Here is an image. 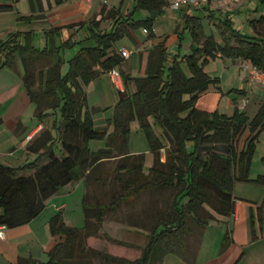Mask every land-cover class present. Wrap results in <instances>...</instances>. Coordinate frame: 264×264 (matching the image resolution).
Listing matches in <instances>:
<instances>
[{"label":"trees","instance_id":"1","mask_svg":"<svg viewBox=\"0 0 264 264\" xmlns=\"http://www.w3.org/2000/svg\"><path fill=\"white\" fill-rule=\"evenodd\" d=\"M17 1L0 0V13L11 11ZM28 4L31 14L18 16L17 24H32L41 17L33 14V0H28ZM167 6L168 0H135L131 12L122 16L115 7L99 3V20L87 26L64 75L61 58L54 63V56L71 47L72 42L69 36L56 44L61 28L53 27L45 33L43 49L32 45L31 31L8 32L0 39V70L15 71L20 62L21 82L36 107L37 120L41 122L50 109L59 107L61 112L59 123L52 125L55 137L45 129L27 144L26 151L36 155L33 161L19 167L0 164V226L10 230L30 223L44 211L51 197L72 182L82 180L87 189V182L105 161L119 160L113 172L117 181L123 180L120 193H113L105 204L89 202V195L84 192L82 228L66 226L61 212L50 218V234L60 236L61 241L48 251L47 262L18 258L8 264H71L84 253L98 258L99 264H162L167 254L185 259L189 254L185 238L195 230L200 237L207 223L214 219L204 206L218 215L230 216L234 212L236 182L264 188V175L254 180L248 178L258 137L264 131V100L250 121L237 107L233 115L226 116L197 105L199 96L209 86L219 84V78L211 79L204 71L216 59L247 61L264 74V38L235 29L227 14L223 18L208 14L222 44L214 34H203L197 18L185 16L191 22L188 28L195 44L189 54L174 55L169 60L165 46L158 44L148 50L143 77L133 78L119 72L123 88L118 90L111 120L105 122L113 130L108 134L106 127L96 126L93 115L97 110L88 109L83 86L126 61L114 44L124 37L131 39V33L138 27H143L148 39L154 38V23ZM141 10L147 16L136 20L134 16ZM102 21L111 22L109 30H99ZM261 22L264 16L250 24L254 27ZM39 63L43 66H38ZM133 120L138 122L153 157L147 172L143 169L144 154L128 152L129 126ZM154 126L159 129L158 134ZM245 131L248 132L243 143H239ZM103 138H106L103 149L95 152L89 149L90 141ZM103 179L94 177L97 182ZM160 189L175 190L176 200L150 231L139 258L129 261L86 247L85 241L98 235L106 213L115 212L121 204H133L146 191ZM229 243V234L225 233L222 249Z\"/></svg>","mask_w":264,"mask_h":264},{"label":"rangeland","instance_id":"2","mask_svg":"<svg viewBox=\"0 0 264 264\" xmlns=\"http://www.w3.org/2000/svg\"><path fill=\"white\" fill-rule=\"evenodd\" d=\"M44 1V7L41 11L45 14V18L47 14H51L47 2ZM66 0H63L65 2ZM98 0H92L90 3V7L92 10V5ZM106 4L115 7L120 15L126 16L131 12L135 0H103ZM174 0H168V6L165 7L163 14L156 20L153 26V31H155V37L148 39L147 34L143 32V27H138L134 34L137 36L140 42H148V45L145 48L153 47L154 45L163 44L166 48V52L169 56V60L174 55L183 56L190 53L191 46L193 44L192 35L189 31L188 26L190 25V21H188L185 16H197L196 14L199 11L193 7H181L178 10H174L170 8V3ZM216 1V0H215ZM218 2L212 3L213 7L219 8L216 11H229L226 12L229 15L230 19L234 23L235 29L241 30L242 33L246 35H257L260 38H264V22L259 23L256 27H254V31L250 27L251 19H259L261 13H264V2L260 3V0H241V2H232L231 0H217ZM63 2L59 0H51L53 7H59ZM241 7V10L238 9ZM40 10L37 9V13ZM30 13V7L28 5V0H19L11 11L0 13V39H4L7 33L17 27V17L18 16H27ZM225 14V15H226ZM98 15L97 13L95 14ZM145 11H138L134 18L136 20H142L145 18ZM224 15V16H225ZM214 16L216 18L220 17L219 12L215 13ZM78 16H73L69 18L68 21H72L71 19H76ZM92 17L90 14L87 16V19ZM143 17V18H141ZM43 19V17H39V20ZM91 19V18H90ZM211 19V18H210ZM38 22V20H36ZM41 21H45L44 19ZM56 22L52 24H37L32 23L29 24V29L32 32L31 43L35 48L43 49L45 47V33L49 31L53 24L62 23L61 20H55ZM214 21V20H213ZM35 22V21H34ZM108 23V24H107ZM110 21L101 22V29H110ZM198 23L201 24V31L204 35L214 34L217 42L222 44V39L220 37L218 29L214 26L207 18L198 19ZM59 25V24H58ZM25 26H20V28ZM81 28H67L62 27L60 32V36H57L55 42L57 45H60L61 42L67 40L69 36H71L72 46L68 48H64L54 56V63L61 58V73L64 75L68 70V60L76 53L79 49L80 44L79 41L83 40L86 31ZM254 32V33H253ZM157 44H153V43ZM129 49H133L135 47V43L130 39L126 38V40L120 41L119 43H115L114 45H123ZM132 60L136 61L138 64V54L133 52ZM38 66H43V63L37 64ZM218 62L210 63V65L206 66V72L210 76L211 79L217 77L218 73ZM22 67V66H21ZM23 72V69H22ZM232 74V75H231ZM23 75V73H22ZM21 75V76H22ZM234 77L237 73H230L227 79V86L232 84ZM15 72L9 68H3L0 70V115L2 120H4V128L2 127L0 134L7 135L6 131L9 128V122L12 120L13 124L21 120L24 124H26L29 128H32L37 123V118L34 115L35 105L31 102L30 98L26 95L25 89L20 86H16L17 80L15 79ZM102 79L104 80L105 85L108 87L107 91H104L102 82L99 77L90 82L87 86H83V90L86 94V101L88 104H93L97 101L100 102L101 108L104 110L105 116L111 115V107L114 108L115 104L118 101L117 98V88L114 87L112 81L108 75V73L103 74ZM95 84L99 87L96 89L97 93H95ZM260 84V83H259ZM96 85V86H97ZM236 85V82H235ZM232 87H237V86ZM262 85V84H261ZM202 93L201 96L206 101V105L210 106L211 109L215 110L216 105H219V113L227 114L229 116L233 115L235 106L233 105V97L235 95L234 92L227 93L222 96V94L216 89ZM264 87V85H263ZM102 89V91H100ZM104 93V95L102 94ZM216 92V93H215ZM233 94V95H232ZM250 98V97H249ZM199 99V98H198ZM249 104L244 110L245 115L248 117L249 121L253 118L256 110L254 107L256 102L254 98L248 99ZM228 104L230 105L229 109ZM46 127L50 132L55 135V129H50L54 123H59L61 120V112L60 108L50 109L47 111V116L44 118ZM104 127L107 124L103 125ZM7 129V130H6ZM112 127L108 128L107 132H112ZM154 131L156 134L159 133V129L154 126ZM248 131H245L242 137L240 138V143L243 141L245 135ZM13 134V133H12ZM94 144V145H93ZM95 148L94 151H98L99 149H103L106 146V138L96 139L90 141L89 146ZM129 151L130 153L135 154H144L145 162L144 169L148 171V169L152 166L153 157L151 153L148 151V145L143 133L139 129V124L136 120L130 122L129 126ZM163 157V154H162ZM20 154L16 156V158L12 159V167H19L20 164L24 163L25 160H21ZM1 161V160H0ZM29 162H31L29 160ZM119 163L118 159H111L102 163V165L96 169L94 175L87 182V189L84 187V192L87 191L89 195V202H99L101 204L108 203L111 200V196L113 193H120L121 191V182L117 181L115 178V174L113 170ZM127 164L130 161L126 162ZM14 165V166H13ZM264 169V131H262L258 137V142L256 144L254 156L251 162L249 173L251 175H256V171L258 169ZM166 171V169H163ZM264 173V171H263ZM102 176L103 180L97 182L94 180V177ZM124 176V178H126ZM122 178V179H124ZM84 183V181H83ZM83 186V185H82ZM236 186L235 197L240 200L249 199L252 201V198L258 199L260 187L252 185L250 183L236 182L234 187ZM233 187V190H234ZM258 188V189H256ZM75 190V189H74ZM175 190L172 189H160L157 191H146L142 193L139 197L135 199L133 204H121L120 207L115 212H108L103 216V222L101 225V229L96 237L89 238L85 241V245L88 248H92L98 252L106 253L115 257L123 258L129 261L135 260L140 257L141 250L147 244L149 233L155 226L157 222H160L163 215L171 210V206L173 202H175ZM72 195H68L66 199L67 203V218L71 224H67L68 227L79 228L83 226V214H82V206L81 204L77 206L76 197ZM72 196V197H71ZM241 197V198H240ZM245 197V198H243ZM248 197V198H247ZM247 198V199H246ZM185 203V201H182ZM53 203V202H52ZM204 209L208 212L212 211L208 206H205ZM54 206L51 204L47 210L43 213L42 216L35 226L42 225L45 219L50 220V218L54 215ZM47 216V217H46ZM188 224H191V221L188 219ZM34 226V225H33ZM38 226L39 232L40 227ZM126 227V229H124ZM137 231H142L139 233ZM137 232V233H136ZM144 237H142V235ZM107 236V237H105ZM32 238L31 232L26 237H22L20 244L18 247H15L12 250V263L16 261V255L23 254L22 256L29 255L28 252V244L27 241ZM198 233L195 230V233L192 236L186 237L187 246L189 250L188 258L194 250L196 249V245L198 242ZM38 240L40 241L41 235H39ZM113 240L120 241L122 243L127 244L128 246H120L113 242ZM26 241V242H25ZM28 257V256H27ZM14 261V262H13ZM44 263L48 261V258L45 256L42 260ZM40 261V262H42ZM71 264H99V259L89 256L87 253H84L80 258L73 260ZM168 264V263H166ZM264 264V263H262Z\"/></svg>","mask_w":264,"mask_h":264},{"label":"crops","instance_id":"3","mask_svg":"<svg viewBox=\"0 0 264 264\" xmlns=\"http://www.w3.org/2000/svg\"><path fill=\"white\" fill-rule=\"evenodd\" d=\"M45 1L47 2L52 13L47 14L45 18V14L41 12L44 7V1L33 0L34 11H35L33 14L42 16L43 19L45 20V21H41L43 19L41 20L37 19L38 22L35 21L33 23L52 24L56 22L55 20L59 19L62 21V23H57V25L53 24L52 27L62 28L71 25L75 28H81L83 26L82 30L85 31H87L86 30L87 26L91 21L99 20V16L98 15L96 16L95 14L96 13L98 14L99 12V3H105L103 0H98L95 3V5H92V10H90L91 9L90 3L92 2V0H66L65 2L61 0V2L63 3L61 4V6L59 5V7L56 8L53 7L51 0H45ZM17 2L13 4V7ZM215 2L218 1L210 0L209 4L206 6H203L201 8L193 7L197 9L199 13L196 14L197 16L191 15L189 17H195L199 20L205 17L208 20H210L212 23H214L213 19L208 18V14L214 15L215 13L219 12L220 14L219 18H223L226 12L229 11V9L227 8V11H222V12L216 11L219 8L213 7L212 3ZM263 2L264 0H260V3ZM38 4L40 5V7ZM37 9L40 10L39 13H37ZM238 9L241 10V7H238ZM30 14H31V10L28 15ZM90 14L92 15V17H90L91 19L90 18L87 19V16H89ZM73 16H78V17L76 19H71L72 21H68V19L72 18ZM146 16L147 14L145 15V17ZM186 16H188V14H186ZM261 16H264V13H261L260 17ZM253 20H258V19H251V21ZM109 24H111V22ZM258 24H256L254 27H256ZM20 26H25V27L20 28ZM26 26H29V24L28 25L17 24V27L19 28L12 29L9 32H14V31L28 32L33 30V29H29V27ZM250 27L252 28V31H254L253 25L250 24ZM99 30H102L101 27ZM153 33L154 35L156 34L155 31H153ZM250 36H257V35H255L254 33V35H250ZM126 38L128 37H124L121 41L124 42ZM131 40L135 43V47L133 49H129L125 47L124 43L123 45L121 44L119 46L117 44L114 45V49L119 50L120 48H126L134 52V54L137 53L138 64L136 61L132 60V56H133L132 53L130 58L127 59L116 70L125 75H129L130 77L133 78L143 77L146 69L147 53L151 47L145 48V46L148 45V42L146 41L140 42L137 36L134 34V32L131 33ZM153 44H157V43L154 42ZM194 46L195 45H193V47ZM215 62H218L219 65L217 68L218 70V73L216 75L217 77L214 78H219V84L213 86L212 89H214L215 91L217 89L222 94V96L230 92H235V91L239 92V93H235L233 97V105L237 107L241 112H244L247 105L249 104L248 99L252 97L256 102L254 110H256L255 108H257L258 110L261 101L264 100V87L263 85L257 83L256 80L251 75L249 62L241 61V60H231V59H216L213 63ZM242 65L246 67L245 70L242 68ZM205 69L204 71L206 72L207 70ZM14 72H15L14 77L17 80L15 85L20 86L21 89L23 87L21 82V75L23 72L19 61L17 62ZM233 72L237 73V75L235 77L233 75L234 82H232V84L230 83V86H227L228 76L230 75V73ZM206 74L208 75L207 72ZM98 77L102 82L104 91H107L108 87L104 83V80L107 81V79L101 78L103 77V74H100ZM96 85L97 84H95L96 87L95 93H97L96 89L99 87L98 85L97 86ZM234 85L237 87H232ZM130 87L132 88V86ZM210 90H211V86H209L208 91ZM100 91H102V89ZM102 94L104 95L103 92ZM117 98H118V92H117ZM197 105L200 109L206 111H217L219 113V105H216L215 110L211 109L210 106L206 105V101H204L201 95L199 96ZM87 106L89 110L91 109L97 110L96 113L93 115V120L95 121L97 127H104L103 125L106 124L105 122L107 120H111L113 116V107H111V115L107 117L105 116L104 110L101 108V104L99 101L93 104L87 103ZM229 106L230 105L228 104V108ZM34 115L36 116V107H35ZM224 115L229 116L227 114ZM3 124H4V120L0 118V131L2 127L4 128ZM111 127L113 129L112 125L106 126L107 131L108 128ZM45 129L48 130L44 119L41 122L37 120V123L32 128H29L21 120L16 121L12 126V120H11L9 122L8 131H6V133L8 134L7 135L3 134V136L0 134V160H1L0 164L12 167V159L16 158L18 154H20V157L22 158L21 160L23 161L25 160L24 163L29 162V160L33 161L36 158V155L32 153H28L26 151V146L42 130ZM50 129H52V127H50ZM107 133L109 134L111 132H107ZM53 136L55 137V135ZM93 145L92 147L89 146V149L95 152L94 151L95 148L93 147ZM128 152L129 154L132 155L135 154V153L134 154L130 153L129 151V140H128ZM161 161L162 162L164 161V157H162ZM144 162H145V155H144ZM22 164H20V166ZM263 171H264L263 168L258 169V171H256V175L254 176H252L250 172L248 174V178L250 180H254L257 176L264 175ZM84 191H85L84 183L82 180L72 182L66 187H64L61 191H59L56 195L51 197L46 202V207L44 211L38 217L33 219L30 223L15 229H10V230L5 229L4 240H0V264L12 263V250L15 247L19 246L22 237L23 236L26 237L27 235H29V232H31L32 234V238L30 237L31 239H29V241H27L26 243L28 244L29 250L27 251L28 252L27 254L29 255L22 256L23 254L19 253L18 255H16V260L18 258H32L37 261H42L45 256L48 258L47 256L48 251L56 243L61 241V237L52 236L50 234L48 219H45L42 225L40 226L38 225L40 227V232L38 226L36 227L35 224L42 216L44 217L43 213L47 210V208L51 204H53L54 206L53 214L55 215L56 213L61 212L64 224L65 225L71 224V222L68 221L67 218L66 199L68 195L70 196L74 194L73 196L76 197V201L78 204L77 206H79L81 204ZM256 191L259 192L260 197L258 199L252 198L251 201L247 199L248 198L247 197L246 198L247 201L246 200L239 201L237 199L238 197H235V193H234L236 192V186H235L233 190V196L235 198L234 212L230 216H221L216 214L214 211H210L209 213L214 217V219L207 223L202 235L198 237L196 249L194 250V252L191 253L190 258L187 257L183 259L182 257L176 254H167L164 256L162 260V264H166V263L168 264H262L264 263V188L260 187L259 190ZM258 217L261 218L260 221H258ZM124 229H126V227H124ZM137 232L142 233V231H137ZM225 233L229 234L230 243L227 247L222 249L221 245ZM39 235H41L40 241L37 238ZM142 237H144V235H142Z\"/></svg>","mask_w":264,"mask_h":264},{"label":"built area","instance_id":"4","mask_svg":"<svg viewBox=\"0 0 264 264\" xmlns=\"http://www.w3.org/2000/svg\"><path fill=\"white\" fill-rule=\"evenodd\" d=\"M232 2H239L240 0H231ZM209 3V0H174L170 3V8L174 10H178L181 7H196V8H201L203 6H206ZM145 32V31H144ZM119 54L124 58L125 60L129 59L130 56L132 55V51L126 49V48H120L118 50ZM242 68L245 70L246 67L242 65ZM251 69V75L253 78L256 80L257 83H260L264 85V74L257 71L255 68L250 66ZM108 75L112 81V84L114 85L115 88L118 90H122V81L119 72L116 69H112L111 71L108 72ZM5 227L0 226V240H4V233H5Z\"/></svg>","mask_w":264,"mask_h":264}]
</instances>
